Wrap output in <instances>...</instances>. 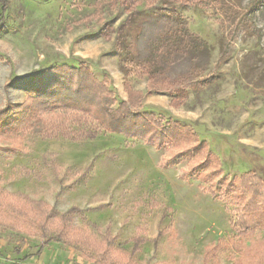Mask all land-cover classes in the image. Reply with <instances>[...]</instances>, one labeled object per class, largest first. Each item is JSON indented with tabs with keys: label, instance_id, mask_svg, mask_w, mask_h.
<instances>
[{
	"label": "rangeland",
	"instance_id": "1",
	"mask_svg": "<svg viewBox=\"0 0 264 264\" xmlns=\"http://www.w3.org/2000/svg\"><path fill=\"white\" fill-rule=\"evenodd\" d=\"M147 3L7 0L0 8V111L11 127L0 132V264H264V217L248 218L251 192L233 180L249 172L264 180V0ZM177 18L207 49L161 64L157 80L174 85L149 91L146 77L123 68L144 62ZM104 22L110 30L101 35ZM79 63L111 85L112 110L123 102L159 115L189 128L191 141L157 148L107 132L44 140L54 114L25 107L32 86L47 69ZM182 88L185 97L175 99ZM199 141L210 153L195 156ZM34 202L58 215L75 209L62 227L101 245L104 260L97 247L51 242L40 250V220L57 218L35 205L33 216L16 208ZM258 205L253 214L264 212ZM135 237L145 242L133 250Z\"/></svg>",
	"mask_w": 264,
	"mask_h": 264
},
{
	"label": "trees",
	"instance_id": "2",
	"mask_svg": "<svg viewBox=\"0 0 264 264\" xmlns=\"http://www.w3.org/2000/svg\"><path fill=\"white\" fill-rule=\"evenodd\" d=\"M146 1L149 3L146 5L149 10L153 9L157 2V0ZM6 7L7 0H0V8L5 11ZM108 29L110 30V27L104 22L103 31L100 34H104ZM206 49L207 43L191 33L185 21L177 18L175 27L168 29L157 43L151 47L150 56L139 65L134 64L131 67H127L128 69L123 68V74L125 76L131 74L136 79L146 77L149 91H154L155 86H159V89L155 90V92L163 91L165 88H170L173 83L169 82L167 78L162 79V81L157 80L161 64L169 62L178 54L200 52ZM130 62L126 63L129 64ZM127 64H124L125 67ZM46 71H48V74L32 86L35 97L28 98L25 103V107L31 109L36 115H41L45 112L54 114V118H50V129H53L43 136L44 140H49L56 136L59 139L63 138L71 142H84L91 141L100 134L107 132L123 134L133 138H143L148 144L160 148L162 146L179 147L191 141L190 138L193 137L189 128L179 126L175 122L166 121L163 117L152 113H133L123 102H119L118 108L112 110L110 107L116 99H113L114 95L111 93L113 90L109 89L111 85L100 84L93 77L88 76L83 63H79L76 67L63 64ZM213 82L214 78H209L205 81V84ZM174 95L175 99L182 100L186 95V91L182 88ZM5 112L6 110L0 111V132H8V128L11 129V127L3 124L8 118ZM92 120L99 127L90 129L89 126H91L90 122ZM70 125H75L77 128L71 130ZM67 126H69V129ZM195 149V156L209 152L204 141H199ZM211 155L219 163L214 154L211 153ZM233 180L238 182L243 189L251 192L246 207L256 213L260 209L258 203L264 204V180L251 172ZM13 197L12 195V199ZM34 203L28 207L23 204H19L18 207H11L18 208L20 214L33 216L35 214V205L38 210L44 213L48 212L47 217L57 218L40 220L39 226L42 236L46 239L40 245V250L51 242L72 245L79 249L84 247L95 249L97 247L100 260H104V256L107 253L102 249L101 245H97L88 239L79 241L77 235L74 237L73 233H67L62 227L63 224L67 225L71 222L75 209H71L66 214L58 215L56 211L52 208L48 209L43 203ZM253 213L248 218L254 219L256 217L262 219L264 217V212L262 214L257 212V215ZM92 226L95 225L92 224ZM71 237L72 239H70ZM133 241V250L145 242L138 237H135ZM153 244L156 245V241Z\"/></svg>",
	"mask_w": 264,
	"mask_h": 264
}]
</instances>
